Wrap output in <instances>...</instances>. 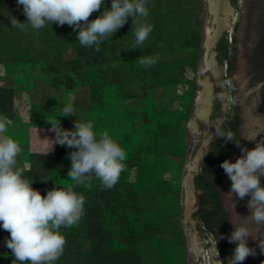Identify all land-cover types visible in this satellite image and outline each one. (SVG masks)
<instances>
[{"label":"trees","instance_id":"trees-1","mask_svg":"<svg viewBox=\"0 0 264 264\" xmlns=\"http://www.w3.org/2000/svg\"><path fill=\"white\" fill-rule=\"evenodd\" d=\"M233 1L238 4L240 0ZM197 2L147 0L149 16L141 18V22L151 23L153 29L146 41L135 45L134 33L138 25L132 28L133 18L129 17L128 22L116 34H110L97 51L95 46H82L76 39V30L67 23L52 25L48 22L38 30L27 23L24 29L14 27L13 19L27 20L23 6L17 0H0V63L26 69L35 66L42 74L52 77L54 86L65 91L76 89L82 83L88 85L92 101H97L90 121L98 133L107 132L126 151L124 170L111 188L105 187L94 174L82 183L69 179L70 153L74 148L57 144L54 156L30 154L31 166L23 169V174L35 181L33 188L40 190L42 195L57 186L72 188L85 197L84 212L76 223L78 226L61 228L66 244L63 254L51 264H145L142 247L154 234L146 231L168 225L169 216L182 210L177 201L181 183H176L175 179H181L187 149L183 123L187 111L173 112L167 106L155 111L154 106L159 102L153 99V92L161 86L174 88L186 65L194 67L203 41V31L195 21ZM110 5L111 0H107V6ZM103 11L102 5L89 20ZM235 42V36L230 41L223 35L217 46L218 59L228 64V75L223 77L222 83L231 82L232 86ZM134 47L136 49H132ZM170 52L174 54L172 59L168 57ZM182 52H185L184 56L179 57ZM141 60L152 63L145 66ZM133 87L141 88L142 94L147 96L142 97L145 107L136 110L147 117L137 127L131 119L127 128L123 120V123L118 122L115 117L129 111L123 103L124 96H138L137 91H132ZM15 94L14 86H0V121L15 118ZM232 96H237V92L232 90ZM110 114L114 118L109 117ZM220 115L218 101L213 116ZM240 124L237 106L235 114L219 128L225 135L230 133L232 141L216 132L200 174L195 178L197 187L203 192L195 215L215 242L218 241L223 264H230L236 245L228 239L232 230L229 214L221 200L220 185L224 175L221 164L232 149L242 153ZM117 126L121 129L118 138V131L110 129ZM170 153L183 160H171ZM131 168L137 170L135 181L130 177ZM167 170L171 171L170 180L164 177ZM9 237L10 232L0 227V264H13L12 250L7 245L3 249V238ZM242 264L252 263L247 258Z\"/></svg>","mask_w":264,"mask_h":264},{"label":"clouds","instance_id":"clouds-1","mask_svg":"<svg viewBox=\"0 0 264 264\" xmlns=\"http://www.w3.org/2000/svg\"><path fill=\"white\" fill-rule=\"evenodd\" d=\"M17 3L23 6L27 20L13 19L14 27L24 29L27 23L38 30L48 22L52 25L67 23L76 30V39L82 46H95L97 51L129 17L133 18L132 28L138 25L135 45L143 44L153 29L151 23L141 22V18L149 16L147 0H111L110 7L107 0H17ZM102 5L104 11L89 20ZM141 63L148 66L152 61L141 60ZM50 123L55 132L54 144L75 149L70 153L69 179L82 183L94 174L107 188L117 184L127 159L120 143L107 132L98 133L91 121L77 119L73 129L64 128L60 120ZM216 132L232 141L230 133L225 135L219 129ZM0 134H3L0 135V227L10 232L6 245L12 250L13 264L17 261L19 264H51L63 254L66 244L61 228L78 223L84 212L85 197L72 188L59 186L42 195L32 187L35 181L25 177L23 169L16 166L21 146L6 134V122L0 121ZM241 152L235 162L225 160L221 164L232 181L228 193L234 194L235 200L249 197L250 212L244 217L250 216L255 223L264 224V143L257 142L254 148H242ZM250 236L252 232L247 225H234L228 237L236 245L230 264H242L249 255L256 254L248 244ZM215 243L219 256L218 241ZM219 264H223V260H219Z\"/></svg>","mask_w":264,"mask_h":264},{"label":"rangeland","instance_id":"rangeland-1","mask_svg":"<svg viewBox=\"0 0 264 264\" xmlns=\"http://www.w3.org/2000/svg\"><path fill=\"white\" fill-rule=\"evenodd\" d=\"M186 5L188 6V4ZM238 10L239 3L236 4L235 8V11L238 12ZM209 17V0H198L195 21L203 31V41L197 59L195 63H193L194 67L186 65L176 85L173 86L174 88L166 89L161 86L153 92V99L161 103L156 104V107L154 106L155 111L157 108H164V106H167V109L173 112L187 111V118L183 121L187 138V149L184 156V163L180 176L181 179H175L176 183L178 181L181 183L180 199H177V201H179L180 209L182 210H180L179 213L176 212L173 213L172 216H169L170 220L168 225L165 224L166 226L162 228H152L146 231L147 233L153 232L154 234H152L153 238L142 247L143 261H145V264H191L190 246L184 224L186 202L184 179L189 173L187 164L194 161L204 139L203 127H200L198 132L192 133L189 129V122L195 113L199 91V78L202 70L205 68L206 30ZM234 21L235 16H232L229 28V39L232 35ZM69 54L70 52H68V55ZM184 54L185 52H182L178 56L181 57L184 56ZM173 55L174 54L170 52L168 54L169 59H172L171 57ZM226 72L227 67L226 63H224V74H226ZM51 81V76L42 74L35 66L31 67V69H26L25 67L8 66L5 63H0V86H14L16 89L15 118H6L3 122H6V134L14 138L21 146V152L17 157L16 164L18 168L27 169L31 166L30 154L32 152L45 153L50 156L55 155L57 144H54L53 141L55 139V132L52 130L50 122L59 123L60 120L64 128L73 129L77 119L80 121H90L94 114L93 107L97 101H92L93 98L91 97L88 85L82 83L76 89L65 91L62 87L54 86ZM192 85L193 88L191 87ZM223 87L227 93L226 115L233 101L232 86L231 83H225ZM132 91H137L138 96L123 97V103L129 111L123 116L115 117L118 122L123 120L127 128L129 127L128 124L131 122V119L133 125L137 127L139 123L147 117V114L144 112L141 113L136 111L137 109L145 107L142 97L147 96L142 94L144 92L141 88L133 87ZM148 107L151 106L148 105ZM65 109H67V112ZM114 111H116V109ZM97 115L98 114L95 113V116ZM109 117L114 118L111 114ZM223 119H225V117H223ZM110 129L118 131L116 133V135L118 134L116 136L118 138L121 129L118 126ZM169 158L174 161L183 160V158L180 159L177 156H173L172 153L169 154ZM130 177L133 181L137 180L136 168H131ZM164 177L170 180L172 177L171 171L167 170ZM153 203H155L154 205L156 206V201ZM176 203L177 202H175V205H177ZM151 208L153 209V206ZM202 227L207 231L203 224ZM209 234L214 243L216 257L220 260V257L217 256L214 237L211 233ZM3 239V249H6V239ZM207 253L211 255V251L208 248H206V258ZM207 264H209L208 260Z\"/></svg>","mask_w":264,"mask_h":264},{"label":"water","instance_id":"water-1","mask_svg":"<svg viewBox=\"0 0 264 264\" xmlns=\"http://www.w3.org/2000/svg\"><path fill=\"white\" fill-rule=\"evenodd\" d=\"M236 4L233 0H209L205 68L199 78L195 113L189 122L192 133L203 127L204 139L194 161L187 164L189 173L184 179L186 188L184 224L190 246L191 264H207L206 248L211 251L213 264H219L212 237L203 229L202 223L195 215L198 194L193 182L203 157L209 151L215 129L225 120L223 117L227 107V93L222 83L225 62L218 59L217 46L223 35L229 38L232 16H235L232 38L236 37L235 70L232 80L239 95L242 145L243 148L252 149L257 142L264 143V0H240L238 12L235 11ZM217 100H221L224 112L214 117L213 107ZM241 154L233 149L227 160L235 162ZM231 184V179L224 172L221 200L229 214L231 230H234V225L248 226L252 232L248 244L256 253L249 255L248 258L252 264H264V250H261V245H264V224L255 223L250 216L244 217L250 212L249 197L235 200L234 194L228 193Z\"/></svg>","mask_w":264,"mask_h":264},{"label":"flooded vegetation","instance_id":"flooded-vegetation-1","mask_svg":"<svg viewBox=\"0 0 264 264\" xmlns=\"http://www.w3.org/2000/svg\"><path fill=\"white\" fill-rule=\"evenodd\" d=\"M226 67H227V69H228V64L226 63ZM228 75V72H226V74H225V76H227ZM233 78V77H232ZM233 81V80H232ZM234 82V81H233ZM233 91H236V89H235V83H234V86H232V88H231ZM237 92V91H236ZM233 97V96H232ZM238 99H239V95H238V93H237V96H234L233 97V101H232V103H231V107H230V109H229V111L226 113V115L224 116L225 117V120H227L228 119V117L231 115V114H235V109H236V107L238 106V108H239V115H240V106H239V104H238ZM220 102V104H221V115H222V113L224 112L223 111V109H222V102H221V100H217V101H215V103H214V107H213V114H214V111H215V109H216V105H217V102ZM241 118V117H240ZM225 120L216 128V129H219L221 126H222V124L225 122ZM216 129H215V131H214V136H213V139H214V137H215V135H216ZM213 139H212V141H213ZM212 141H211V143H210V146H211V144H212ZM241 143H242V140H241ZM243 146V145H242ZM209 149H210V147H209ZM233 150V149H232ZM231 150V151H232ZM230 154V153H229ZM228 154V155H229ZM205 157H206V155L203 157V159H202V162H201V165H200V168H199V171H198V173H197V175L195 176V178L200 174V171H201V167H202V165H203V161H204V159H205ZM227 158H228V156H227ZM227 158H226V160H227ZM225 172V171H224ZM224 176V175H223ZM222 179H223V177H222ZM193 185H194V187H195V189H196V192H197V194H198V204H197V211H198V209L200 208V203H199V200H200V195L203 193L202 192V190L201 189H199L198 187H197V184H196V181H194L193 182ZM223 188V186H222V180H221V185H220V191H221V189ZM221 194H222V191H221ZM224 208V207H223ZM200 220V219H199ZM202 222V221H201ZM202 224H203V222H202ZM220 260H221V258H220Z\"/></svg>","mask_w":264,"mask_h":264},{"label":"built area","instance_id":"built-area-1","mask_svg":"<svg viewBox=\"0 0 264 264\" xmlns=\"http://www.w3.org/2000/svg\"><path fill=\"white\" fill-rule=\"evenodd\" d=\"M229 40L232 41V35H231V37H230ZM227 83L230 84L231 82H227ZM218 257H220V254H219ZM207 260H208V263H209V264H212V256L210 255V253H207Z\"/></svg>","mask_w":264,"mask_h":264},{"label":"bare ground","instance_id":"bare-ground-1","mask_svg":"<svg viewBox=\"0 0 264 264\" xmlns=\"http://www.w3.org/2000/svg\"><path fill=\"white\" fill-rule=\"evenodd\" d=\"M203 70H204V69H203ZM203 70H202V72H203ZM202 72H201V73H202Z\"/></svg>","mask_w":264,"mask_h":264}]
</instances>
